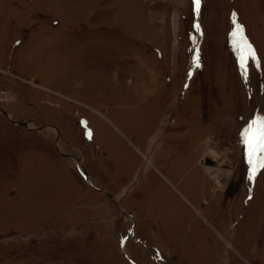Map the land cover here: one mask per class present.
<instances>
[{"label": "rangeland", "instance_id": "1", "mask_svg": "<svg viewBox=\"0 0 264 264\" xmlns=\"http://www.w3.org/2000/svg\"><path fill=\"white\" fill-rule=\"evenodd\" d=\"M259 120L264 0H0V264L258 263Z\"/></svg>", "mask_w": 264, "mask_h": 264}, {"label": "snow or ice", "instance_id": "2", "mask_svg": "<svg viewBox=\"0 0 264 264\" xmlns=\"http://www.w3.org/2000/svg\"><path fill=\"white\" fill-rule=\"evenodd\" d=\"M196 11L199 12L201 0H194ZM233 23L235 24V29L232 33L233 37H237L236 43L240 47L241 56L240 64L241 68H245L246 62L249 57L255 59L256 53L252 48V45L247 42L244 36V29L242 25H239L235 21V13L233 14ZM199 29V24L196 25ZM198 66V57H197ZM244 142L248 148V154L250 158V163L253 164L252 174L249 179L254 178L258 168H264V120L253 121L252 124L243 133ZM251 199V196L249 197Z\"/></svg>", "mask_w": 264, "mask_h": 264}, {"label": "water", "instance_id": "3", "mask_svg": "<svg viewBox=\"0 0 264 264\" xmlns=\"http://www.w3.org/2000/svg\"><path fill=\"white\" fill-rule=\"evenodd\" d=\"M3 114L5 115V113H3ZM11 122L16 123V124H19V125H21V126H23V127H27V124H26V123H23V122H15V121H12V120H11ZM57 152H58L60 155L66 157V158H70L69 155L61 153L58 149H57ZM72 159L77 163V160H76V159H74V158H72ZM77 164H78V163H77ZM85 177L87 178V175H86V174H85ZM109 198H110V199L114 202V204L117 206V204H118V200H115L112 196H109ZM118 209L121 211V214H122L123 216L129 218V219L131 220V222L133 223V220H132L131 216H129L127 213H125L123 210H121V208L118 207ZM133 226H134V225H133ZM126 241H127V239H125L124 241L121 242V244H120V245H121V250L123 249V247H124ZM123 255H124L127 259H129V257H128L126 254L123 253Z\"/></svg>", "mask_w": 264, "mask_h": 264}, {"label": "crops", "instance_id": "4", "mask_svg": "<svg viewBox=\"0 0 264 264\" xmlns=\"http://www.w3.org/2000/svg\"><path fill=\"white\" fill-rule=\"evenodd\" d=\"M256 253H263V254H261L262 257L261 258H258L257 255H256ZM253 254H254V256H253ZM252 256H253L252 260H255L256 258L258 259V263H254L253 262L252 264H264V245L261 246V247L258 246L256 248L252 249V255H251V257Z\"/></svg>", "mask_w": 264, "mask_h": 264}, {"label": "bare ground", "instance_id": "5", "mask_svg": "<svg viewBox=\"0 0 264 264\" xmlns=\"http://www.w3.org/2000/svg\"><path fill=\"white\" fill-rule=\"evenodd\" d=\"M150 152H152V149H150ZM149 155H150V153H149ZM149 155H148V156H149ZM148 156H147V157H148ZM145 160L147 161L146 163L149 162L148 158L145 159ZM206 169H207V170H206L207 172H209V173L212 172V171H211L212 169H210V168H206ZM216 172H217L218 174H214V177H213V178L215 179L216 182H221V179H220V178H222L221 176H223V175L221 174V172H220V173H219L218 171H216ZM223 174H224V173H223ZM117 206H118V204H117Z\"/></svg>", "mask_w": 264, "mask_h": 264}]
</instances>
